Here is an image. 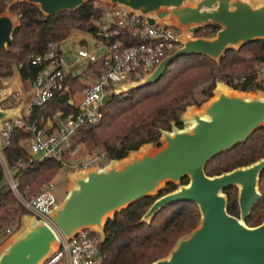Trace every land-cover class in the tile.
<instances>
[{"label": "water", "instance_id": "obj_1", "mask_svg": "<svg viewBox=\"0 0 264 264\" xmlns=\"http://www.w3.org/2000/svg\"><path fill=\"white\" fill-rule=\"evenodd\" d=\"M20 1L37 5L46 15H55L74 11L89 0ZM102 1L128 7L145 16L152 25L164 22L182 29L176 39L181 46L152 73L122 86L120 93L156 83L181 56L202 54L220 62L229 49L264 40V0ZM7 11L0 14V50L8 48L20 25V16ZM212 25L220 27L214 36L195 35L200 28ZM217 83L215 96L201 110L189 106V111L182 115L186 123L188 117L194 119V125L190 127L187 123L183 128L163 130L161 146H156L155 151L151 150L155 144L146 143L125 158L111 159L108 167L97 166L72 174L68 195L50 212L55 223L67 235L85 227L96 228L103 241L109 218L137 201L158 195L165 183L177 184L188 177L187 184L159 196L141 221L151 222L172 203L193 201L201 211L200 222L180 236L166 256L149 264H264V222L247 224L261 197L259 184L264 157L221 174L208 175L205 171L213 158L244 143L264 126V93L227 90L224 81ZM2 102L0 99V129L2 120L20 115L23 106L22 102L3 109ZM139 150L141 154L137 153ZM233 186L239 187V216L229 213L227 208L229 199L225 190ZM31 219L0 244V264H41L58 247L55 229L36 217Z\"/></svg>", "mask_w": 264, "mask_h": 264}, {"label": "trees", "instance_id": "obj_2", "mask_svg": "<svg viewBox=\"0 0 264 264\" xmlns=\"http://www.w3.org/2000/svg\"><path fill=\"white\" fill-rule=\"evenodd\" d=\"M0 0V14L7 9L20 16V25L13 33V41L5 50H0V84L5 78L19 72L22 81L34 80L40 68L30 60L31 53H43L51 45L61 43L73 33H95L96 21L103 10L89 0L74 11L46 15L35 4L25 1L11 3ZM219 26H205L195 35L211 37ZM134 43L136 39H126ZM264 58V40L258 39L229 49L220 62L202 55H184L166 69L156 83L130 92L112 95L104 108L101 123L95 127L83 126L79 136L90 150L103 148L110 159H122L146 143L161 146L163 130L174 126L184 127L182 115L192 105L201 106L213 94L218 80L241 91L263 90L257 80L256 68ZM73 82V83H72ZM71 93L82 89L78 76H73ZM27 86H30L27 84ZM69 94L57 96L43 107H33L30 121L41 120L54 114L57 109H70ZM30 134L16 129L10 145L4 150L11 166H18L16 177L19 190L26 198H32L59 172L62 163L55 159L33 157L27 146ZM264 157V126L255 131L244 143L213 158L205 168L208 175L221 174L245 166ZM23 163V165H19ZM188 177L181 180L187 184ZM261 197L256 202L247 224L264 222V172L260 177ZM176 183L168 182L155 196H148L117 212L107 220L106 236L102 243L105 252L104 264H149L166 256L183 234L196 227L201 211L193 201L172 203L158 212L151 222H142V216L153 202L175 190ZM228 212L239 216L237 187L227 188ZM27 214L26 207L6 182L4 166L0 160V238L6 235L11 224H20ZM2 243L0 239V244Z\"/></svg>", "mask_w": 264, "mask_h": 264}, {"label": "built area", "instance_id": "obj_3", "mask_svg": "<svg viewBox=\"0 0 264 264\" xmlns=\"http://www.w3.org/2000/svg\"><path fill=\"white\" fill-rule=\"evenodd\" d=\"M95 5L102 8L103 14L96 22V32L89 33L92 42L67 50L60 46L61 43H56L43 53H31L32 64L40 70L34 80L29 78L26 81L31 88L28 95H24L20 85L15 90L11 85L0 88L1 108H14L23 102L20 115L1 122L0 160L5 176L23 205L33 210L38 220L50 224L59 236L58 247L41 264H104L106 254L98 229L85 227L67 235L55 223L50 215L60 203L55 194V182L42 187L30 200H25L18 187V166L8 164L4 154L13 132L21 129L30 134L27 147L33 157L39 155L40 160L64 162L66 153L80 148L79 130L83 126L95 127L101 123L103 110L112 95L120 94L122 86L152 73L181 46L176 40L182 33L180 27L164 22L152 25L145 16L123 5L107 2ZM129 38L136 41L126 42ZM92 66L96 69L89 75L91 82H87L79 100L73 99L70 96L73 76L83 75V71ZM256 75L264 85V58L256 68ZM68 94L70 109L59 108L53 117L29 120L33 107H43L55 97ZM11 103L15 106L5 105Z\"/></svg>", "mask_w": 264, "mask_h": 264}, {"label": "rangeland", "instance_id": "obj_4", "mask_svg": "<svg viewBox=\"0 0 264 264\" xmlns=\"http://www.w3.org/2000/svg\"><path fill=\"white\" fill-rule=\"evenodd\" d=\"M17 1H20V0H13V2H17ZM92 1H94L95 4L96 3H103L102 0H92ZM7 12H9V11H7ZM92 40H93L92 35H90L89 32H86V31H79L78 32L77 31V32L73 33L69 38L62 41L60 46L63 49L67 50V49H69V47L77 48L79 46V44H84V43L86 44V43L92 42ZM94 69H96V67H93V66L89 69H85L83 71V75L78 76L79 81H81V83L83 84V88L76 90V92H74L70 95L73 99L79 100L81 98L82 91L86 87L87 82H91V78L89 77V75L92 74ZM17 72L18 71H16L14 75H16ZM13 76H11V77H13ZM17 76H18V74H17ZM11 77H8V79ZM9 85L12 86L13 90L17 89V87L20 85L21 86L20 88L23 91L24 95H28L30 92V89H31L30 86H27V83H24L22 80L19 81V84L18 83L16 84L14 77L11 78ZM217 86H218V83L216 84L215 89L217 88ZM3 87H5V84H4V82L3 83L1 82L0 88H3ZM229 88L234 89L231 86H229ZM215 89H214V91H215ZM234 90L240 91L238 89H234ZM249 93H252V94L257 93L258 94L259 92L258 91H249ZM262 93H264V89L262 90ZM214 96H215V92H214ZM204 103L201 106L192 105L191 107H193L196 110H201ZM5 105L15 106V103L14 104L13 103L5 104ZM189 109H190V107L187 108L186 113L189 111ZM53 115L54 114H51L49 116L53 117ZM183 118H185V115L183 116ZM184 124H185V126L187 125V123L185 121H184ZM79 138L81 140L80 148L73 151V152H68L65 154L64 162H62V167L59 169V172L54 176V178L50 181V182H55V184H56L55 194H56L58 200L60 201V203H62L64 201V199L66 198V196L69 193V188L73 182L72 174H75L77 172H82L84 170L91 169V168L97 167V166L101 167V168L108 167L112 161L110 158L107 157L103 148H96L94 150H90L86 147L85 143L82 141L80 136H79ZM74 139L76 140V137ZM162 144H164V142H162ZM156 149H157L156 145H151V150L155 151ZM137 153L141 154V151L139 150V151H137ZM39 157H40L39 155L36 156V158H39ZM6 182L8 183L7 178H6ZM166 184L167 183H165L164 186H166ZM177 185L181 186V181L178 182ZM237 193L239 195V187H237ZM30 199L31 198L25 197V200H30ZM26 210H27V214H25L21 218L20 224H18V225L17 224H11L8 227V228H10V230H8V228L6 229V235H4V236L2 235L0 238L2 242L6 241L10 237H12L14 232H18V230L22 229L23 226L25 225V221L27 218H29V217L31 218V217L36 216L33 210L28 209V208H26Z\"/></svg>", "mask_w": 264, "mask_h": 264}, {"label": "crops", "instance_id": "obj_5", "mask_svg": "<svg viewBox=\"0 0 264 264\" xmlns=\"http://www.w3.org/2000/svg\"><path fill=\"white\" fill-rule=\"evenodd\" d=\"M17 74H18V76H17ZM17 74L14 75L13 77H14V79H15L16 84H17V83L19 84V81L21 80V77H20V74H19L18 72H17ZM13 77H11V78H13ZM11 78H9V79H8V78H5V79L3 80L5 86L9 85Z\"/></svg>", "mask_w": 264, "mask_h": 264}, {"label": "bare ground", "instance_id": "obj_6", "mask_svg": "<svg viewBox=\"0 0 264 264\" xmlns=\"http://www.w3.org/2000/svg\"><path fill=\"white\" fill-rule=\"evenodd\" d=\"M224 87L227 90L230 89L227 85H225ZM186 121L188 123V126H190V127H192L194 125V123H195L194 119H192L191 117H188ZM26 221L30 222V221H32V219L31 218H27Z\"/></svg>", "mask_w": 264, "mask_h": 264}]
</instances>
